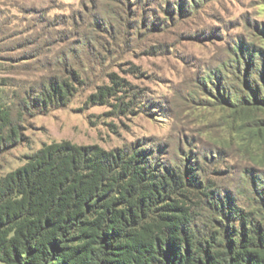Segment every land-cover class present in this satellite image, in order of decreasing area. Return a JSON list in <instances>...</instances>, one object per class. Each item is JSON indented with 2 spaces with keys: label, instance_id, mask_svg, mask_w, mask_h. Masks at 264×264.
Returning a JSON list of instances; mask_svg holds the SVG:
<instances>
[{
  "label": "trees",
  "instance_id": "obj_1",
  "mask_svg": "<svg viewBox=\"0 0 264 264\" xmlns=\"http://www.w3.org/2000/svg\"><path fill=\"white\" fill-rule=\"evenodd\" d=\"M256 37L237 42L195 92L202 108L224 113L211 159L190 149L166 166L139 142L107 150L61 141L0 176V262L264 264V30ZM56 65L63 69L49 70L39 88L23 89L22 110L0 106V156L24 142L26 109L66 107L84 86L78 70ZM106 78L84 106L141 109L137 87ZM225 149L241 171L233 191L203 165Z\"/></svg>",
  "mask_w": 264,
  "mask_h": 264
},
{
  "label": "rangeland",
  "instance_id": "obj_2",
  "mask_svg": "<svg viewBox=\"0 0 264 264\" xmlns=\"http://www.w3.org/2000/svg\"><path fill=\"white\" fill-rule=\"evenodd\" d=\"M262 30L264 0H0V106L22 110L23 89L39 88L49 70L63 69L56 64L84 82L66 107L24 111V142L0 156V176L61 141L107 150L139 142L166 166L190 149L211 159L212 140L227 130L224 113L202 108L198 84L237 42L256 41ZM110 73L143 93L139 111L84 106ZM209 159L207 175L235 190L241 171L230 151Z\"/></svg>",
  "mask_w": 264,
  "mask_h": 264
}]
</instances>
